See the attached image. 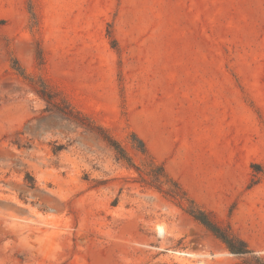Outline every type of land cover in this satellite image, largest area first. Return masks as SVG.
Instances as JSON below:
<instances>
[{
    "label": "rangeland",
    "instance_id": "obj_1",
    "mask_svg": "<svg viewBox=\"0 0 264 264\" xmlns=\"http://www.w3.org/2000/svg\"><path fill=\"white\" fill-rule=\"evenodd\" d=\"M159 166L161 191L146 184ZM186 199L250 252L230 253ZM255 257L264 0H0V264Z\"/></svg>",
    "mask_w": 264,
    "mask_h": 264
},
{
    "label": "trees",
    "instance_id": "obj_2",
    "mask_svg": "<svg viewBox=\"0 0 264 264\" xmlns=\"http://www.w3.org/2000/svg\"><path fill=\"white\" fill-rule=\"evenodd\" d=\"M63 101V107L68 108V105H64ZM75 116L79 119V124L84 126L88 131H97L100 134V138L115 152L117 159L122 160L126 162L128 165H132L131 160L128 156V154L125 152L124 148L120 145L118 141H116L114 138H112L107 130H105L103 127H100L98 125H95L92 121H90L86 116L82 115L80 112H73ZM133 137L135 135H132ZM140 142V140H139ZM160 173L157 177H155L154 181L148 184L150 187H154L157 190L161 191V178H166V175L164 174V171L161 166L158 167ZM173 186L175 188V191H171L169 193L170 197L174 200H179L180 198V192L184 195L181 188L173 182ZM183 198V197H181ZM189 203L188 208L185 209V212L193 218L196 222L201 224L204 228H206L213 236H215L217 239H219L226 247V249L233 254L241 255V254H247L249 253V249L246 246V244L242 241H236L234 238L226 232L225 229L221 228L210 216L209 212L204 211L200 207H198L192 200L186 199ZM246 264H264V260L260 257H255L253 263H246Z\"/></svg>",
    "mask_w": 264,
    "mask_h": 264
}]
</instances>
